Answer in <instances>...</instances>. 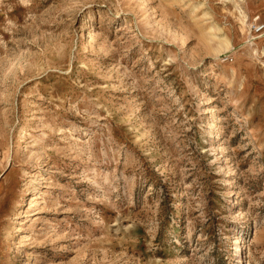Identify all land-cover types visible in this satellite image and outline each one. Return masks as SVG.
<instances>
[{"label": "rangeland", "instance_id": "374dc122", "mask_svg": "<svg viewBox=\"0 0 264 264\" xmlns=\"http://www.w3.org/2000/svg\"><path fill=\"white\" fill-rule=\"evenodd\" d=\"M0 264H264V0H0Z\"/></svg>", "mask_w": 264, "mask_h": 264}, {"label": "built area", "instance_id": "2783aa9c", "mask_svg": "<svg viewBox=\"0 0 264 264\" xmlns=\"http://www.w3.org/2000/svg\"><path fill=\"white\" fill-rule=\"evenodd\" d=\"M254 22H253V28L254 29H259L260 27H262L263 26V24L262 23H259L258 21L256 22V20H257V18H258V15H255L254 17Z\"/></svg>", "mask_w": 264, "mask_h": 264}]
</instances>
